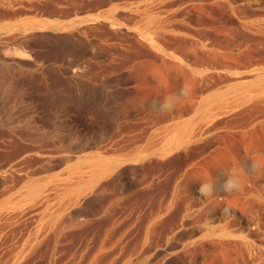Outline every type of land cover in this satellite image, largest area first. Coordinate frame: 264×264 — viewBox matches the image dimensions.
Returning <instances> with one entry per match:
<instances>
[{
  "label": "rangeland",
  "instance_id": "rangeland-1",
  "mask_svg": "<svg viewBox=\"0 0 264 264\" xmlns=\"http://www.w3.org/2000/svg\"><path fill=\"white\" fill-rule=\"evenodd\" d=\"M262 86L264 0H0V264H264ZM185 121L192 138L163 154ZM97 157L127 162L68 193ZM226 176L237 198L200 195ZM207 208L257 220L260 258L202 246Z\"/></svg>",
  "mask_w": 264,
  "mask_h": 264
},
{
  "label": "bare ground",
  "instance_id": "bare-ground-1",
  "mask_svg": "<svg viewBox=\"0 0 264 264\" xmlns=\"http://www.w3.org/2000/svg\"><path fill=\"white\" fill-rule=\"evenodd\" d=\"M70 78L73 79L74 77L71 76ZM76 79L68 81L69 83L71 82L72 84H75L74 85L75 90L72 89V87H71V89H72L71 92L74 90L77 95L83 96V95H85V92H86L85 86L82 84V82H77ZM73 82H75V83H73ZM86 86H87V84H86ZM68 89L70 90L69 86H68ZM255 91L264 93V87L263 86L261 88L259 87ZM87 93H90L89 88L87 89ZM227 93H230V92H227ZM232 94H234V93H232ZM244 94H242V95H244ZM59 96H61V95H59ZM247 96L245 98H247ZM83 97H85V96H83ZM89 97H91V96H89ZM212 98H213V96H212ZM224 98L220 95L219 97H216V99L214 98L213 100H209V101L205 102L207 109H206V112H204L203 114H206V113L209 114V112L211 114V112H214V110L210 111L213 107H215V109H217L219 107L216 108V106H218L220 104L225 105L226 102L228 103L229 99L225 98L226 99L225 100ZM248 98H249V96H248ZM59 99H64V98H59ZM87 99H89V98L87 97ZM85 101H86L85 99L83 102L81 101V99H79L76 102H82V103L76 107H75V105H72V106L75 108L78 107L79 109H81L83 107H85L87 109V107L89 105H92V104L86 103ZM61 104L62 103L60 102V105ZM221 107H223V106H221ZM102 109L103 108H101V109L99 108V109L95 110L97 113L96 116H97L99 122H102L103 120L107 119L106 118L107 114H105V111ZM207 114L205 115L206 119H207V117L210 116ZM212 114H211V116H212ZM202 118H203V120L205 119L204 115ZM190 123L187 121L180 122V123L174 125L167 132V134H166L167 139H166V144H165L166 146L164 147V150H162L163 154L168 153L167 149L168 150L169 149H172V150L173 149H180L182 144L184 145V140L187 141L188 138H190V137L192 138L193 129L191 128V126L193 127L192 123L194 124L195 122H190ZM196 125H197V123H196ZM100 127H101V125H100ZM88 148L90 149V147H88ZM126 162L127 161L118 160V159L113 160L112 158H110V159L99 158V157L92 158L86 162L87 164L84 167L85 172L88 174L87 182L83 185H73V186L71 185L70 186V184H69L70 187L68 189L66 188V190L68 191V193H71V194L75 193V192H79L84 188H88L91 190L92 187H94V183L96 181L100 180L102 177H105V176L113 173L115 170L120 168L122 165H126ZM83 173L84 172H80L79 175H81ZM71 176H72V174H71ZM69 182H70V180H69ZM71 184H73V183L71 182ZM219 193H221V192L219 190H217L214 194L219 195ZM229 194L231 196L235 195V197L237 198L236 194L233 195V192L229 193ZM68 195H70V194H68ZM205 201H207L206 198H204V203H205ZM201 203H203V202H201ZM216 206H218V204H216ZM204 213H205V215H204V220H203V222H204L203 226L205 227V229L203 231V229L201 228L202 234L200 236V242L203 244L202 246H204L206 244L208 245L209 243L213 242V243H215L219 246L225 247V248H233L239 253L240 258L244 263H247L248 261H250L254 258H257L260 255L259 251L262 249L261 248L262 246L259 247V246L255 245L254 243L251 242V238L253 237L252 230L255 227L254 225L258 222L257 220H256V223H254L252 220H247L246 222H242L241 220H239L237 218L230 220L229 218L226 219L224 216H222V214H219L215 210H208V208L205 209ZM257 227H259V226L257 225ZM263 249H264V247H263ZM262 252H264V250ZM263 256L264 255H262V257ZM259 258H260V256H259ZM256 260L258 261V259H256Z\"/></svg>",
  "mask_w": 264,
  "mask_h": 264
},
{
  "label": "clouds",
  "instance_id": "clouds-1",
  "mask_svg": "<svg viewBox=\"0 0 264 264\" xmlns=\"http://www.w3.org/2000/svg\"><path fill=\"white\" fill-rule=\"evenodd\" d=\"M187 90L181 88L178 93H172L166 95L163 100L158 102H153L152 108L160 113L166 114L172 111L176 104L181 100L182 97L186 96ZM249 173H256L259 171V165L256 162H252L251 166L247 168ZM227 178L222 183L216 182H205L201 183L199 187V193L202 197H209L213 195L217 190L225 192V193H232L234 191L240 190V182L237 177L233 176H226Z\"/></svg>",
  "mask_w": 264,
  "mask_h": 264
}]
</instances>
